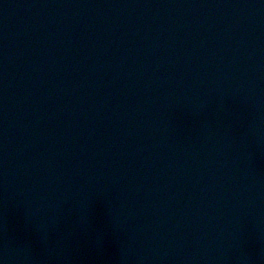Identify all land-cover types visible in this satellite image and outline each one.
Returning <instances> with one entry per match:
<instances>
[{
    "label": "water",
    "instance_id": "water-1",
    "mask_svg": "<svg viewBox=\"0 0 264 264\" xmlns=\"http://www.w3.org/2000/svg\"><path fill=\"white\" fill-rule=\"evenodd\" d=\"M0 264H264V0H0Z\"/></svg>",
    "mask_w": 264,
    "mask_h": 264
}]
</instances>
